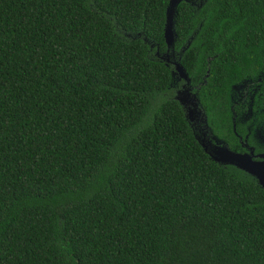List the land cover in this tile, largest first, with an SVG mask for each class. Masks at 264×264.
Listing matches in <instances>:
<instances>
[{"label":"trees","instance_id":"16d2710c","mask_svg":"<svg viewBox=\"0 0 264 264\" xmlns=\"http://www.w3.org/2000/svg\"><path fill=\"white\" fill-rule=\"evenodd\" d=\"M168 2L0 0V264H264V187L201 146L174 65L242 151L264 0H181L166 61Z\"/></svg>","mask_w":264,"mask_h":264},{"label":"water","instance_id":"95a60500","mask_svg":"<svg viewBox=\"0 0 264 264\" xmlns=\"http://www.w3.org/2000/svg\"><path fill=\"white\" fill-rule=\"evenodd\" d=\"M181 0H169L166 9L167 17L164 29V38L167 44L168 51L161 54L162 59L170 61L169 51L173 47L175 33L173 29V13ZM158 54L159 51H157ZM174 63V62H173ZM175 70L181 79H184L187 84L190 82L188 73L180 63L175 62ZM182 87L178 90L176 99L182 104L186 111V118L190 121L195 136L204 150L217 163L222 165H233L242 169L254 176L257 182L264 187V154L256 155L253 148H248L247 144L245 152L233 150L230 145L223 139L216 136L208 124L207 115L204 108L200 105V101L196 94H192L189 86ZM259 156L260 159L256 157Z\"/></svg>","mask_w":264,"mask_h":264},{"label":"flooded vegetation","instance_id":"af4514ba","mask_svg":"<svg viewBox=\"0 0 264 264\" xmlns=\"http://www.w3.org/2000/svg\"><path fill=\"white\" fill-rule=\"evenodd\" d=\"M243 82L234 85V91H232L233 132L242 147L240 152L253 148L256 155L264 154V101H260L259 85ZM185 84L187 83L183 79L181 88ZM187 86L190 89L191 82ZM243 144H247L248 148L246 149ZM256 158L260 159L259 156Z\"/></svg>","mask_w":264,"mask_h":264}]
</instances>
